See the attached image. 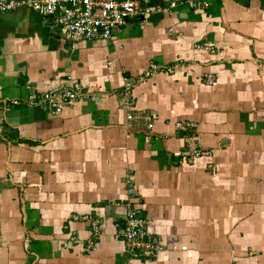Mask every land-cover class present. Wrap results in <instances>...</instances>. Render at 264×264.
<instances>
[{
	"label": "crops",
	"instance_id": "0c3cea01",
	"mask_svg": "<svg viewBox=\"0 0 264 264\" xmlns=\"http://www.w3.org/2000/svg\"><path fill=\"white\" fill-rule=\"evenodd\" d=\"M203 1L142 0L81 41L0 11V264H264V0ZM73 82L61 113L25 102ZM129 208L156 255L119 236Z\"/></svg>",
	"mask_w": 264,
	"mask_h": 264
},
{
	"label": "built area",
	"instance_id": "2783aa9c",
	"mask_svg": "<svg viewBox=\"0 0 264 264\" xmlns=\"http://www.w3.org/2000/svg\"><path fill=\"white\" fill-rule=\"evenodd\" d=\"M194 8H205L207 4L203 0H187ZM22 5H29L45 16H54L56 25L62 37L69 41L90 40L97 37L111 38L115 29L126 24L130 17L138 15L148 16L149 8L143 9L142 0H0V11L16 9ZM158 66L151 65L148 71L139 78L145 80ZM135 80H127L124 84L121 96L126 108L133 107L132 88ZM86 97L82 85L73 82L69 85L49 89L40 94H31L25 100L29 105H41L48 107L55 113H61L67 107L76 103L80 98ZM20 104L22 101H12ZM156 118V116H153ZM129 119L133 115L129 114ZM178 127L187 130L195 127L194 123H178ZM195 157L210 156L208 150L197 146L192 150ZM212 170H215L212 167ZM79 219L80 217H76ZM89 219V217H84ZM93 221V229L97 232V221ZM146 220L133 208H129L125 216V227L119 236L125 242L131 256L136 259L149 258L159 251L149 238Z\"/></svg>",
	"mask_w": 264,
	"mask_h": 264
},
{
	"label": "water",
	"instance_id": "95a60500",
	"mask_svg": "<svg viewBox=\"0 0 264 264\" xmlns=\"http://www.w3.org/2000/svg\"><path fill=\"white\" fill-rule=\"evenodd\" d=\"M48 18L53 22L54 21V16H48ZM123 223V222H122ZM124 224H125V222H124Z\"/></svg>",
	"mask_w": 264,
	"mask_h": 264
}]
</instances>
